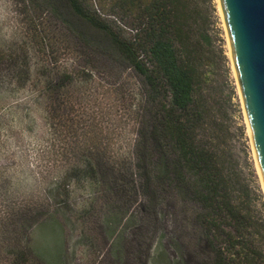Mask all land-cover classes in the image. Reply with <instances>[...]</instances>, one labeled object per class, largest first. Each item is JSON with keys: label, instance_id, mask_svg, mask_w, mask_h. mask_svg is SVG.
I'll list each match as a JSON object with an SVG mask.
<instances>
[{"label": "rangeland", "instance_id": "obj_1", "mask_svg": "<svg viewBox=\"0 0 264 264\" xmlns=\"http://www.w3.org/2000/svg\"><path fill=\"white\" fill-rule=\"evenodd\" d=\"M40 1L0 0V223L15 219L0 227V236L20 232L23 245L27 235L41 264H208L211 252L192 216L196 206L164 184L147 194L131 168L137 79L108 61L93 69ZM83 1L125 36L135 34L117 0ZM205 10L217 55L204 67L207 84L230 110L239 168L258 195L251 209L264 251V191L218 0H206ZM66 69L73 83L62 91L75 90L77 104L67 106L66 126L55 131L47 122L43 81ZM97 157L101 168L92 161ZM17 251L0 243V264H10Z\"/></svg>", "mask_w": 264, "mask_h": 264}, {"label": "trees", "instance_id": "obj_2", "mask_svg": "<svg viewBox=\"0 0 264 264\" xmlns=\"http://www.w3.org/2000/svg\"><path fill=\"white\" fill-rule=\"evenodd\" d=\"M117 1L135 31L129 37L83 0H42L39 7L66 26L93 69L101 71L99 65L108 61L137 79L131 168L142 177L147 194L164 184L177 199L196 206L192 216L211 252L208 264H264L257 243L260 222L251 209L258 195L239 168L226 101L207 84L204 67L215 64L217 55L206 30V0ZM72 77L66 69L43 81L47 122L55 131L66 126L67 106L77 104L75 90L62 91ZM98 159L92 161L101 168ZM3 220L0 227L15 224L10 216ZM21 237L20 232L0 236V243L17 247L10 264H41L28 236L23 245Z\"/></svg>", "mask_w": 264, "mask_h": 264}, {"label": "water", "instance_id": "obj_3", "mask_svg": "<svg viewBox=\"0 0 264 264\" xmlns=\"http://www.w3.org/2000/svg\"><path fill=\"white\" fill-rule=\"evenodd\" d=\"M264 191V0H218Z\"/></svg>", "mask_w": 264, "mask_h": 264}]
</instances>
